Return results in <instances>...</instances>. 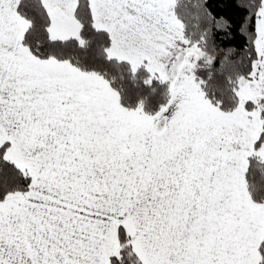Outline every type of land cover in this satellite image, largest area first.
<instances>
[{"label": "snow or ice", "instance_id": "1", "mask_svg": "<svg viewBox=\"0 0 264 264\" xmlns=\"http://www.w3.org/2000/svg\"><path fill=\"white\" fill-rule=\"evenodd\" d=\"M225 6L0 0V264H264V0Z\"/></svg>", "mask_w": 264, "mask_h": 264}, {"label": "trees", "instance_id": "2", "mask_svg": "<svg viewBox=\"0 0 264 264\" xmlns=\"http://www.w3.org/2000/svg\"><path fill=\"white\" fill-rule=\"evenodd\" d=\"M209 8L217 16H231L233 19H236L239 15L235 8L225 6V0H209ZM220 35L222 36L223 34L221 33ZM239 42V39L234 41V43Z\"/></svg>", "mask_w": 264, "mask_h": 264}]
</instances>
